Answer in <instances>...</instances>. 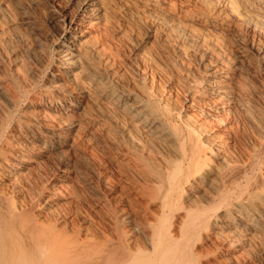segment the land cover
Wrapping results in <instances>:
<instances>
[{
	"label": "bare ground",
	"instance_id": "1",
	"mask_svg": "<svg viewBox=\"0 0 264 264\" xmlns=\"http://www.w3.org/2000/svg\"><path fill=\"white\" fill-rule=\"evenodd\" d=\"M44 15L54 32L21 29L33 32ZM250 76L264 88V0H0V145L29 102L27 129L5 142L2 176L16 188L42 167L39 157L72 149L87 128L113 132L129 144V163L156 178L153 197L174 202L180 227L161 264H204L211 242L261 264L264 95ZM248 116L253 138L240 129ZM42 224L0 195V264H74L81 246H64L61 230Z\"/></svg>",
	"mask_w": 264,
	"mask_h": 264
},
{
	"label": "rangeland",
	"instance_id": "2",
	"mask_svg": "<svg viewBox=\"0 0 264 264\" xmlns=\"http://www.w3.org/2000/svg\"><path fill=\"white\" fill-rule=\"evenodd\" d=\"M15 7L17 18L21 17L20 7L18 8V5ZM31 12L34 13V10ZM44 16L41 20L38 19L37 27L33 32L22 24L21 29L32 36L41 32L42 34L47 31L54 32L53 26L55 25L51 17ZM53 48V46L48 48L51 58L54 56ZM254 77L250 76V79L254 84L258 82L257 86L264 95V88L260 85L259 78ZM45 80L47 81V75L39 80L34 92H39L43 88L42 84L44 85ZM3 85L7 87L6 80L5 82L3 80ZM257 94L259 95L258 92ZM0 95L3 94L0 93ZM2 101L5 103L4 95L0 98L1 124L6 120L3 117L6 112V103L3 104ZM24 102L15 120L5 129L0 145L3 152V156L0 153V160H2L1 157L11 153L10 147L6 146L5 142L11 139L14 141L21 127L27 129L24 112L27 111L29 102L26 100ZM248 117L247 122L240 125V129L243 130L242 127H244L245 134H251L253 138L255 134L253 126L257 125V122L255 119V122L253 121V117L252 119L251 116ZM232 122L235 124V121L232 120ZM86 132L72 149L63 147L61 151H50L48 154L44 153L41 158L39 157L40 167L42 166L43 170L38 168L39 174L36 167L33 166L34 169L31 167L32 171H27L26 179L20 181L17 189L10 180L4 179L2 175L5 169L0 166V195H4L9 204L13 203L17 211L23 213L28 221L43 223L44 226L61 230V238L65 241H63L64 246H77L76 248L81 246L78 249L83 250L82 254L77 257L74 264H114L116 260L119 261L123 257L128 259L127 261L124 259L127 264L132 261H137V263L141 261L139 264H161L163 262L161 256L165 254L162 251L166 250L169 231L172 230V226H179L177 218L172 216L175 208L174 202L171 203L168 199V206L165 208L162 194L156 193L157 195L153 197L149 188L153 187L157 180L150 175L149 171H143V168L129 163V160L124 157L129 145L126 140L116 136L113 132L109 137L108 134L101 133L95 127L87 128ZM109 138L112 139H110L112 143ZM251 143L250 138L246 139V147H249ZM239 148L238 144L237 146L233 144V150L242 155V150ZM30 156L31 154H27L25 158L28 159ZM254 158L258 159V153L254 155ZM242 159L244 160V157ZM65 168L69 171L66 177L62 172ZM65 239L68 240L67 243ZM212 243H209L212 250L209 251L208 260H205L204 264H226L227 260L233 257H238L240 260H233L232 264H246L245 261H241L245 258L244 254L240 256V253H231L227 256V252L217 251ZM251 262L249 264H260L259 259H253ZM262 263L264 264L263 261Z\"/></svg>",
	"mask_w": 264,
	"mask_h": 264
}]
</instances>
